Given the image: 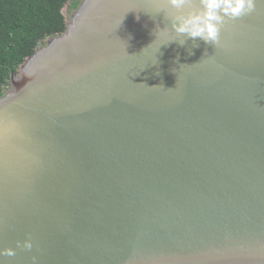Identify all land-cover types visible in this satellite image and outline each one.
I'll use <instances>...</instances> for the list:
<instances>
[{
  "label": "water",
  "instance_id": "water-1",
  "mask_svg": "<svg viewBox=\"0 0 264 264\" xmlns=\"http://www.w3.org/2000/svg\"><path fill=\"white\" fill-rule=\"evenodd\" d=\"M161 6L82 0L11 74L3 264H264V0L216 46Z\"/></svg>",
  "mask_w": 264,
  "mask_h": 264
},
{
  "label": "trees",
  "instance_id": "trees-1",
  "mask_svg": "<svg viewBox=\"0 0 264 264\" xmlns=\"http://www.w3.org/2000/svg\"><path fill=\"white\" fill-rule=\"evenodd\" d=\"M69 0H0V97L40 43L66 29Z\"/></svg>",
  "mask_w": 264,
  "mask_h": 264
},
{
  "label": "clouds",
  "instance_id": "clouds-1",
  "mask_svg": "<svg viewBox=\"0 0 264 264\" xmlns=\"http://www.w3.org/2000/svg\"><path fill=\"white\" fill-rule=\"evenodd\" d=\"M159 13L169 19L171 31L181 39L174 40L181 46L185 39L197 38L205 44L216 46L226 21H234L255 11L257 0H160ZM31 250L33 245L26 240L17 247ZM15 250L8 248L0 251V256H14ZM0 264H3L0 261ZM35 264V257H33Z\"/></svg>",
  "mask_w": 264,
  "mask_h": 264
},
{
  "label": "rangeland",
  "instance_id": "rangeland-1",
  "mask_svg": "<svg viewBox=\"0 0 264 264\" xmlns=\"http://www.w3.org/2000/svg\"><path fill=\"white\" fill-rule=\"evenodd\" d=\"M82 0H69L64 8V14L67 19H69L70 15L76 9L77 6L81 3ZM46 40L42 41L39 46L44 45Z\"/></svg>",
  "mask_w": 264,
  "mask_h": 264
}]
</instances>
